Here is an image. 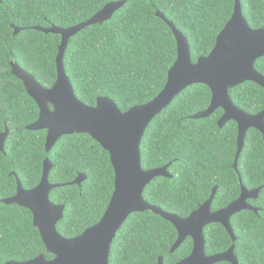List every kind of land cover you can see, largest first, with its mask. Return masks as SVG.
Returning <instances> with one entry per match:
<instances>
[{
  "label": "trees",
  "instance_id": "trees-1",
  "mask_svg": "<svg viewBox=\"0 0 264 264\" xmlns=\"http://www.w3.org/2000/svg\"><path fill=\"white\" fill-rule=\"evenodd\" d=\"M120 1L125 4L108 21L86 27L69 39L63 65L81 102L93 107L97 98L108 97L122 113L152 101L164 88L177 59L175 37L156 12L187 39L195 63L212 51L234 8V0H0V134L8 129L0 152V200L16 194V178L25 190L38 186L48 159L53 166L49 183L65 185L53 189L49 198L65 207L57 231L66 239L81 235L105 213L114 191L110 158L87 134L64 136L46 152V131L26 129L38 120L39 109L12 75L10 63L50 89L57 79L61 36L32 27L67 29ZM240 4L248 26L264 28V0H240ZM12 26L23 30L14 35ZM254 68L264 76V57ZM229 97L247 114L264 109V90L254 83L230 89ZM210 101L208 87L190 86L148 125L140 143L142 169L167 166L171 178L152 180L143 199L184 219L214 189L212 212L236 201L241 185L247 191L260 189L257 199L247 201L257 212L241 211L230 223L237 238L234 255L238 264H264V140L258 131L248 130L235 170L237 124L229 121L219 128L221 109L205 119L191 118L206 110ZM80 174L86 179L80 186L72 185ZM203 235L207 257L226 253L232 246L220 224L206 226ZM176 240L175 228L160 216L150 211L132 214L117 232L108 264H158L159 258L163 264H177L191 254L193 242L186 238L170 252ZM41 255L54 258L46 252L31 212L0 203V264L27 262Z\"/></svg>",
  "mask_w": 264,
  "mask_h": 264
},
{
  "label": "water",
  "instance_id": "water-1",
  "mask_svg": "<svg viewBox=\"0 0 264 264\" xmlns=\"http://www.w3.org/2000/svg\"><path fill=\"white\" fill-rule=\"evenodd\" d=\"M125 4L124 1L107 4L90 20L76 26L63 29L32 27V30L44 34L61 36V44L56 57L57 79L50 89L43 88L31 74L21 69L16 63H10L12 75L20 80L28 96L39 109L38 120L29 125L28 131H46L45 150L49 152L56 142L69 135L87 134L105 150L114 171V191L100 225L86 229L81 235L66 239L57 231V224L63 217L64 206L50 201L53 189L65 185H52L48 175L52 165L48 159L43 163V174L38 186L31 190L23 189L16 178V194L0 200L5 205H16L29 210L33 216V225L38 230L47 253L54 256L48 260L44 255L27 262H7L5 264H108L111 245L124 222L136 213L150 211L169 222L177 232V240L170 252H174L186 238H191V254L177 264H217L227 262L238 264L234 255L236 236L230 219L241 211L257 212L247 201L257 199L260 189L247 191L241 185L240 197L226 208L212 212L211 204L215 195L187 218H180L151 206L143 199L146 186L155 178H171L167 166L144 171L141 165L140 143L151 121L165 110L185 89L193 85H204L211 92L208 108L192 116L194 120L205 119L217 109L223 115L217 122L222 128L227 122L237 124V152L234 169L237 168L245 136L249 129L258 131L264 140V109L250 115L237 108L229 97V90L243 83L251 82L264 90V76L259 74L254 63L264 57V28L253 30L244 19L240 0H234L231 19L218 34L212 51L206 57H200L192 63L187 39L166 17L156 12L172 31L177 46V59L167 74V81L162 91L149 103L130 108L122 113L116 103L108 97H99L93 107L81 102L75 95L71 82L65 73L63 58L70 38L86 27L101 25ZM14 35L22 28L12 26ZM49 105L52 109H49ZM132 118L122 122L119 116ZM8 129L0 134V152ZM119 144V152L112 150L113 142ZM86 179L82 174L71 183L80 186ZM240 181V180H239ZM211 224H220L231 238L232 246L226 253L207 257L204 253V228ZM97 226V227H96ZM102 226V227H101ZM158 264H163L159 258Z\"/></svg>",
  "mask_w": 264,
  "mask_h": 264
},
{
  "label": "snow or ice",
  "instance_id": "snow-or-ice-1",
  "mask_svg": "<svg viewBox=\"0 0 264 264\" xmlns=\"http://www.w3.org/2000/svg\"><path fill=\"white\" fill-rule=\"evenodd\" d=\"M117 119L119 121H122V122H130L132 120V118H130V117L126 116V115L125 116H119V117H117ZM110 146L112 147V150L117 152V154H118V152H119V144L114 141ZM99 225H100V223L97 224V226H99Z\"/></svg>",
  "mask_w": 264,
  "mask_h": 264
}]
</instances>
